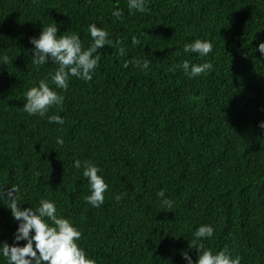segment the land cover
I'll use <instances>...</instances> for the list:
<instances>
[{
    "label": "trees",
    "instance_id": "trees-1",
    "mask_svg": "<svg viewBox=\"0 0 264 264\" xmlns=\"http://www.w3.org/2000/svg\"><path fill=\"white\" fill-rule=\"evenodd\" d=\"M147 7L133 14L127 0H0V55L13 61L0 66V187L18 185L21 208L56 201L96 264H186L183 251L195 261L189 241L201 224L215 229L206 249L264 264V0H149ZM115 8L122 21L111 16ZM52 20L58 35L76 32L85 48L91 23L121 42L99 50L91 81L71 77L67 90L55 89L64 101L48 115L64 117L62 126L22 110L28 88L57 67L31 64L30 39ZM195 39L212 41L213 51L185 54ZM145 58L148 70L133 66ZM184 60L213 69L189 79ZM84 161L109 185L98 208L85 203ZM161 190L172 209L161 206ZM17 227L0 201V242L11 245Z\"/></svg>",
    "mask_w": 264,
    "mask_h": 264
},
{
    "label": "clouds",
    "instance_id": "clouds-1",
    "mask_svg": "<svg viewBox=\"0 0 264 264\" xmlns=\"http://www.w3.org/2000/svg\"><path fill=\"white\" fill-rule=\"evenodd\" d=\"M148 4L149 0H127L128 11L133 14L146 13ZM111 16L122 21L124 12L115 8ZM87 31L91 36V43L87 48L83 46L80 35L76 32L58 35L59 25L54 20L47 27L42 26L38 37L30 39L34 46L31 64L40 67L51 61L57 67L54 72L49 73L46 78L25 92L26 102L22 110L29 116L46 117L50 124L64 125L65 118L61 115H48L50 109L61 107L64 101V97L55 89L67 90L71 77L91 81L100 64L99 50L105 46L113 48L121 43L117 40L116 44H113L110 32L96 23L89 24ZM140 43L135 35L131 37L133 46ZM183 51L185 54L195 53L200 57H207L213 51V43L206 39H195L185 43ZM258 51L264 55V41L259 43ZM118 52L122 56L126 55L124 47H119ZM9 63L13 61L8 54L0 55V66ZM133 66L146 71L150 68V61L146 58L137 59ZM124 67H129V64L126 62ZM179 67L189 79L199 77L213 69L210 62L196 64L188 60H184ZM171 70L175 71V68ZM259 127L264 129V121L259 123ZM56 142L63 145L64 140L57 137ZM81 164V160L77 158L74 159L72 166L79 170ZM83 164L82 175L89 185V194L84 198L85 203L98 208L104 204L109 185L103 175L99 174L101 169L95 163L84 161ZM157 196L161 198V206L165 210L173 208L175 202L167 198L163 190L159 191ZM115 198L120 201L123 196L117 195ZM0 201L7 202V209L10 210L13 220L18 222L13 243L10 245L6 241L0 242V257L5 259L6 264H96L95 259L89 257L78 243L82 238V232L70 219L57 215L56 201L41 198L37 207L21 208L20 205L24 203H21L20 188L15 184L7 190L0 187ZM192 235L193 238L188 240L189 247L197 250L198 257L193 261L188 251H183L182 257L186 264H240L241 258L238 255L233 256L227 249L214 253L211 248L204 247L203 240H210L215 235V229L211 224H201ZM20 241L26 243L20 246L18 243Z\"/></svg>",
    "mask_w": 264,
    "mask_h": 264
}]
</instances>
